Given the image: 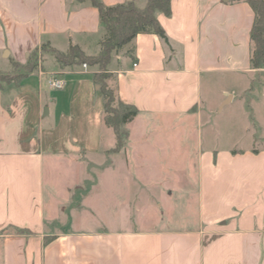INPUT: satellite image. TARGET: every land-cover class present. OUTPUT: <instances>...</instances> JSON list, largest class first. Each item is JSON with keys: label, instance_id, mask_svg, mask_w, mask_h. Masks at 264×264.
<instances>
[{"label": "crops", "instance_id": "obj_1", "mask_svg": "<svg viewBox=\"0 0 264 264\" xmlns=\"http://www.w3.org/2000/svg\"><path fill=\"white\" fill-rule=\"evenodd\" d=\"M101 1L143 8L148 0ZM157 18L167 40L140 33L108 65L119 98L139 110L114 151L117 136L93 79L98 65H64L42 50L78 45L97 55L106 34L99 9L88 0H0V71L38 55L20 84L0 85V264H264V67L251 65L255 12L245 0H172V14ZM53 74L63 88L49 86ZM227 106L242 111L223 141L210 114ZM170 116L211 124L198 144L197 215L186 226L140 227L139 204L171 209L176 194L173 175L155 174L149 158L161 147L151 124ZM181 177L180 190L183 170Z\"/></svg>", "mask_w": 264, "mask_h": 264}, {"label": "trees", "instance_id": "obj_2", "mask_svg": "<svg viewBox=\"0 0 264 264\" xmlns=\"http://www.w3.org/2000/svg\"><path fill=\"white\" fill-rule=\"evenodd\" d=\"M87 1V0H78ZM99 9L106 34L101 41V51L89 56L78 45H71L66 52L43 45V51L51 52L56 60L64 65L73 63L97 64L99 70L93 79L99 85L104 98L105 124L116 133L117 143L114 151H120L126 144L129 135L127 124L139 113L136 106L123 102L117 92V86L110 84L113 73L108 69L109 62L116 50L130 43L140 33H156L167 40L164 28L157 18L161 12L167 16L172 14V0H148L140 8L133 1L113 6L101 0H88ZM240 1V0H235ZM255 12V20L251 30L252 52L251 65L255 69L264 67V0H245ZM15 70L11 73L0 71V85L3 83L20 84L21 81L38 67V55L35 52L26 64L14 62Z\"/></svg>", "mask_w": 264, "mask_h": 264}, {"label": "rangeland", "instance_id": "obj_3", "mask_svg": "<svg viewBox=\"0 0 264 264\" xmlns=\"http://www.w3.org/2000/svg\"><path fill=\"white\" fill-rule=\"evenodd\" d=\"M252 108L256 107L255 101H252ZM213 121L222 131V140L226 141L229 122L232 117L241 114V106H227L224 112L220 113L214 110ZM202 125H198L196 120H190L182 123L170 116L165 120H155L152 130L157 131L153 135L156 144L161 147L152 150L149 158L155 162L156 168L153 170L155 174L169 172L173 175V180L169 183L176 190V194L171 195V209L161 207L159 204L147 203L146 207L139 204L143 209L141 214L137 216L138 225L140 227H150L152 225L174 226V225H190L197 215V179H198V150L199 139L201 136L208 137L210 134L211 124L208 120ZM210 124V125H209ZM154 125V126H153ZM181 140V143H179ZM180 148V151L178 149ZM184 148V150H182ZM180 165V170L177 168ZM182 170L186 173L184 189L182 188L183 180H181ZM181 173V174H180ZM63 174V173H61ZM63 176V175H62ZM61 176H59L60 178ZM139 195H141L139 193ZM140 197V196H139ZM140 201V200H139Z\"/></svg>", "mask_w": 264, "mask_h": 264}, {"label": "built area", "instance_id": "obj_4", "mask_svg": "<svg viewBox=\"0 0 264 264\" xmlns=\"http://www.w3.org/2000/svg\"><path fill=\"white\" fill-rule=\"evenodd\" d=\"M135 65H137V64H135ZM84 66L87 67V64L84 63ZM48 84L52 88L60 89V88L64 87V80L62 78L58 77L57 75L53 74L52 76H50V78L48 80Z\"/></svg>", "mask_w": 264, "mask_h": 264}]
</instances>
